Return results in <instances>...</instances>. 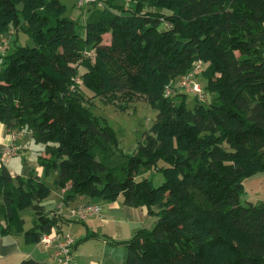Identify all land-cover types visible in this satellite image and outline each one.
Masks as SVG:
<instances>
[{
  "label": "trees",
  "instance_id": "1",
  "mask_svg": "<svg viewBox=\"0 0 264 264\" xmlns=\"http://www.w3.org/2000/svg\"><path fill=\"white\" fill-rule=\"evenodd\" d=\"M129 1L85 4L91 13L80 29L62 0H0L9 45L0 51V123L46 145L41 167L59 172L66 202L122 196L157 218L122 241V264H264V202L244 199V182L264 171V0ZM20 28L35 44L8 54L7 34ZM199 61L196 77L206 84L191 109L190 92L174 84ZM78 74L82 84L71 90ZM81 89L112 100L144 96L158 110L133 155L116 150L114 132L83 104ZM160 161L162 184L138 178ZM0 193L2 234L27 244L66 235L45 212L52 188L34 166L13 175L0 163ZM29 207L37 220L27 228ZM71 236L74 247L86 239Z\"/></svg>",
  "mask_w": 264,
  "mask_h": 264
},
{
  "label": "rangeland",
  "instance_id": "2",
  "mask_svg": "<svg viewBox=\"0 0 264 264\" xmlns=\"http://www.w3.org/2000/svg\"><path fill=\"white\" fill-rule=\"evenodd\" d=\"M62 1L68 7L66 16L75 20L77 27L83 29L89 20L91 13L89 11V7L91 5H83L80 7L78 6L79 0ZM119 2L125 4V6H133L129 0H119ZM163 26L167 27L169 25L164 23ZM7 35L10 36V48L8 49V54L14 52L18 46H33L35 44L30 34L22 28H20L18 31L10 32ZM110 35H105V42L110 41ZM2 40L3 38L0 36V43ZM78 67L79 73L82 74L84 68L80 65ZM80 74L74 77L71 90H76L82 84ZM198 80L205 87L206 80L200 75ZM81 90L83 91L82 95H84L82 100L83 104L88 107L91 114L97 118L99 124L102 127H109L111 131L114 132L116 139L118 140L116 150L118 149L120 153L126 156L133 155L140 142H144L145 133L151 129L155 120L157 119L158 110L153 108L147 98L144 96L134 95V99H128L117 93L116 98H113L112 100L109 96H96V94L87 89ZM204 99L206 102H209L211 100V95L207 94L206 92ZM195 101V93L190 92L188 94L189 108L192 109L194 107ZM124 103H126L125 108L119 105ZM25 132V137H23L22 134V139L20 141L22 146L21 152L17 156L11 158L9 161L3 163L11 170L16 171L18 174H23V172H25L29 166H34L36 171L39 173L41 169L40 158L41 155L45 154L46 145L37 142L34 139L31 131L25 130ZM3 148L0 151V163L2 162L1 154ZM165 165L166 164L164 161H160L157 166H154L153 168H142L138 178H150L153 180L154 184L158 186L164 181L162 167ZM54 172L55 170L52 171L51 176H47L42 172L41 180L51 188L55 190H61L59 187H57V185L54 184ZM58 174L59 172H56L55 178H58ZM121 198L123 197L121 196ZM2 203L3 197L0 193V204ZM22 216L26 221L27 228L32 227L37 220V215L35 214V211L32 207L24 209L22 211ZM156 220L157 218L151 217L150 220L143 222L145 224H143L141 227L150 229L154 226ZM76 226L79 228V230L81 229V233H83V228L78 225ZM86 249L94 255L91 260V264L98 261H101L102 264H122L125 262L127 256V245L122 243V241L114 242L113 244L109 243L107 245L106 243L95 242L92 240L89 241Z\"/></svg>",
  "mask_w": 264,
  "mask_h": 264
},
{
  "label": "crops",
  "instance_id": "3",
  "mask_svg": "<svg viewBox=\"0 0 264 264\" xmlns=\"http://www.w3.org/2000/svg\"><path fill=\"white\" fill-rule=\"evenodd\" d=\"M0 130L1 151L3 146L10 141V131L2 123H0ZM22 133H24L23 137H25V130ZM9 170L13 175L18 174L10 168ZM42 172L44 173L43 167L38 173L40 177ZM56 172H54V184L57 179L55 178ZM244 187V199L253 202H264V171L248 178L244 182ZM65 191L66 189L55 190L52 188L51 195L43 202V205L47 215H57L62 234H71L76 240L86 238L73 248L74 264H91L94 255L86 249L89 241L103 242L107 245L109 243L113 244V241H125L132 238L140 229H148L141 226L145 224L143 222L150 220L152 216L143 207L125 205L121 197L116 201H104L80 196L75 201L68 203L64 200ZM86 203L99 204L101 206L100 213L89 216L83 221L74 220L70 217L69 214L72 208ZM3 222L2 220L0 221V264H21L24 260L30 258L39 261L40 264H58L56 257L57 241L50 244H46L43 241L27 244L22 236L2 234L1 229L5 224ZM76 225L83 228V233ZM93 233L97 234V236H90ZM93 264H102V262H93Z\"/></svg>",
  "mask_w": 264,
  "mask_h": 264
},
{
  "label": "built area",
  "instance_id": "4",
  "mask_svg": "<svg viewBox=\"0 0 264 264\" xmlns=\"http://www.w3.org/2000/svg\"><path fill=\"white\" fill-rule=\"evenodd\" d=\"M97 0H79L78 6H83L88 3L95 2ZM0 51L6 50L9 45L6 40H2L0 43ZM202 62H196L193 68L188 73L184 74L180 79H178L174 86L179 90H185L186 92H192L203 97V87L201 83L197 80L196 72L201 69ZM172 92L171 88L167 89V94ZM22 132L14 131L10 133V141L3 148L1 154V163L9 161L11 158L17 156L21 150L22 146L20 144V139L22 138ZM101 211V207L97 204H85L73 209L71 211L72 216L79 220H85L87 217L94 214H98ZM55 239H58V244H56V257L58 264H74L73 248L75 244V239L69 235H44L42 241L46 244L52 243Z\"/></svg>",
  "mask_w": 264,
  "mask_h": 264
}]
</instances>
